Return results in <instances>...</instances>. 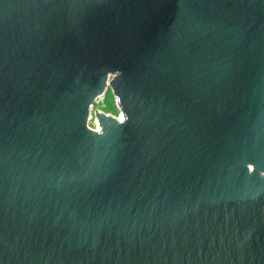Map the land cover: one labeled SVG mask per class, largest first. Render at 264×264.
I'll list each match as a JSON object with an SVG mask.
<instances>
[{
	"label": "water",
	"instance_id": "95a60500",
	"mask_svg": "<svg viewBox=\"0 0 264 264\" xmlns=\"http://www.w3.org/2000/svg\"><path fill=\"white\" fill-rule=\"evenodd\" d=\"M0 264H264V0H0Z\"/></svg>",
	"mask_w": 264,
	"mask_h": 264
},
{
	"label": "rangeland",
	"instance_id": "374dc122",
	"mask_svg": "<svg viewBox=\"0 0 264 264\" xmlns=\"http://www.w3.org/2000/svg\"><path fill=\"white\" fill-rule=\"evenodd\" d=\"M98 109L103 112L109 113L115 117H118L121 115V111L118 109L114 97L112 96L111 91L109 88L106 89L104 95L98 97L95 99L93 105L90 109V116L87 120V125L91 128H97L98 129V123L96 118L93 115V110Z\"/></svg>",
	"mask_w": 264,
	"mask_h": 264
},
{
	"label": "bare ground",
	"instance_id": "6f19581e",
	"mask_svg": "<svg viewBox=\"0 0 264 264\" xmlns=\"http://www.w3.org/2000/svg\"><path fill=\"white\" fill-rule=\"evenodd\" d=\"M90 116V114L88 115V117ZM118 118V117H117ZM120 118H122V113H121V115L119 116V118L118 119H120ZM95 130L97 129V128H94ZM98 129H99V126H98Z\"/></svg>",
	"mask_w": 264,
	"mask_h": 264
}]
</instances>
